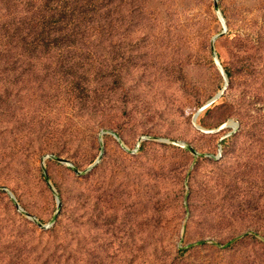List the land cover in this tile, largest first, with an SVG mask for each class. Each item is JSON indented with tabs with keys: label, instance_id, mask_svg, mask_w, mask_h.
Wrapping results in <instances>:
<instances>
[{
	"label": "rangeland",
	"instance_id": "rangeland-1",
	"mask_svg": "<svg viewBox=\"0 0 264 264\" xmlns=\"http://www.w3.org/2000/svg\"><path fill=\"white\" fill-rule=\"evenodd\" d=\"M114 28L0 67V264H264V0Z\"/></svg>",
	"mask_w": 264,
	"mask_h": 264
},
{
	"label": "trees",
	"instance_id": "trees-1",
	"mask_svg": "<svg viewBox=\"0 0 264 264\" xmlns=\"http://www.w3.org/2000/svg\"><path fill=\"white\" fill-rule=\"evenodd\" d=\"M126 3L128 0H0V67L26 63L19 55L55 47L78 48L87 44L90 35L112 34L116 14ZM227 73L231 75L229 70Z\"/></svg>",
	"mask_w": 264,
	"mask_h": 264
},
{
	"label": "water",
	"instance_id": "water-1",
	"mask_svg": "<svg viewBox=\"0 0 264 264\" xmlns=\"http://www.w3.org/2000/svg\"><path fill=\"white\" fill-rule=\"evenodd\" d=\"M226 76H227V73H226ZM223 93V91H219L206 105H209V104H211L212 102H214L216 99H218L220 96H221V94ZM204 108H206V107H203V108H201L199 111H201V110H203ZM199 111L196 113V115H195V118H196V116H197V114L199 113ZM60 161L61 162H64V163H68L69 165H71L72 166V163H70L68 160H65V159H60ZM98 162H99V160L93 165V167L95 166V165H97L98 164ZM75 171L77 172V173H79V174H81V173H83L82 171H80V170H78V169H75ZM12 195L15 197V195L12 193ZM59 207L61 208L62 207V202H59Z\"/></svg>",
	"mask_w": 264,
	"mask_h": 264
},
{
	"label": "bare ground",
	"instance_id": "bare-ground-1",
	"mask_svg": "<svg viewBox=\"0 0 264 264\" xmlns=\"http://www.w3.org/2000/svg\"><path fill=\"white\" fill-rule=\"evenodd\" d=\"M205 106H207V105H205Z\"/></svg>",
	"mask_w": 264,
	"mask_h": 264
}]
</instances>
